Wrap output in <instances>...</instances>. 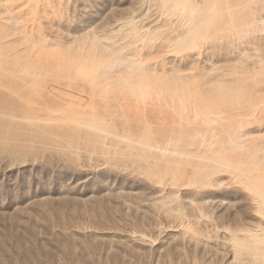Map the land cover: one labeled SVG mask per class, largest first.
<instances>
[{"label": "rangeland", "instance_id": "374dc122", "mask_svg": "<svg viewBox=\"0 0 264 264\" xmlns=\"http://www.w3.org/2000/svg\"><path fill=\"white\" fill-rule=\"evenodd\" d=\"M208 1H216V6H221L217 9L225 12L221 26L216 20L212 21L216 14L210 18L209 13H201L196 46H178L172 44L177 32L174 27L176 25L178 30L181 29L184 13L174 10L167 12L170 15L167 16L163 0H0V42L12 41L5 49H0V67L5 69L0 68V264L246 263L233 255L231 235L232 231L243 235L250 229L264 232L259 194L247 184L238 182L230 171H225L227 168L216 174L213 180L215 186L182 185L179 186L180 191L178 186L173 187L166 182L161 184L148 177L144 171L149 160H155L154 155L149 158L150 153L137 151L135 146L131 149L129 145V148L125 138L139 135L138 139L142 140L150 135H145L143 130L146 123L160 128L155 139L164 140L161 142L174 134L164 130L163 135L161 128L165 124L159 113L154 112L153 105L149 104L152 102L150 97L147 96L146 104L141 102L142 108L149 105L146 109L149 118L145 117V123L143 116H138V102L131 98L133 95L128 94V100L115 102L112 97L122 98L125 94L106 89L105 76L100 73L103 65L99 64L102 61L97 51L99 45L114 44L122 48L123 44L119 54H132L135 48L136 57L146 58L147 64L150 63L153 68L171 70L170 66H174L182 70L181 74L196 76L191 83L193 86L188 85V79H184L183 83L189 89L196 86L200 92L208 86L217 89L216 81L230 78L228 81L233 83L229 85L234 87L259 82L261 91L264 79L256 81L254 79L261 77L253 75V64L259 59L257 53L249 43L245 44L246 41L240 42V36L236 37L237 32L234 33L235 25L243 24V15L235 10L236 0ZM227 5L228 8H225ZM260 10L250 15L255 16L257 27H264L263 20L260 22V17L264 18V9ZM129 17L138 20V32L142 35L151 36L149 31H155L152 34L154 39L151 41L146 36L137 39L128 35L130 28L127 27L130 25L125 21ZM15 25L34 41L22 39V32L14 30ZM113 28L118 30V34L115 32L106 36L102 43L88 40L93 33L108 35ZM228 37L230 39H226ZM236 46L240 51L244 49L242 59L249 64L234 63L232 57L239 53L234 48ZM247 47L251 51L248 52ZM247 53L251 54L248 55L251 59L246 58ZM6 55L13 59H7ZM91 64L95 69L90 68ZM19 65H22L21 68L24 66L23 70ZM236 65L237 69H234ZM243 71L246 73L242 75ZM211 77H215V82L207 84L206 80ZM166 78L169 82L172 80V77ZM252 81L257 83H250ZM227 82L224 84L234 96V88H230ZM240 89H243L244 94L241 91L239 94L244 95V101L241 98L238 101L246 106L237 104L231 92L230 95L226 93L232 98L229 102L228 96L226 102L222 99L225 107H229H226L228 112L235 109L230 111V114H235L231 115V125H236L242 116L245 117L241 118L243 123L247 120L243 124L247 126L242 135L245 133V139L263 142L264 104L259 108L248 105L246 97L249 90ZM249 95L253 99H264V88L260 93L251 91ZM124 104L125 108L128 107L125 109L127 113L130 110L126 118H123V110L120 109ZM109 107H117L120 117L117 115L113 119ZM167 111L168 115H174L172 111ZM131 112L135 113L134 116ZM199 125L205 129L204 124ZM102 128L116 131V136H121V139L112 137L111 132V136L107 135L106 144ZM150 139L153 141L154 138ZM113 143L116 145L112 146ZM126 150L132 154L129 152V155ZM138 152L147 163L141 160ZM236 153L232 154L231 162L234 158H243ZM260 155L263 158V154ZM253 174L264 177L262 170L253 171ZM216 179H221L219 184ZM170 195L175 197L172 201H169L172 199ZM161 197H165L162 199L166 201H161ZM164 201L173 202V205L169 202L166 205ZM174 204L183 217L166 210L169 206L176 209ZM164 205L168 207L163 209ZM196 222L199 224L196 225ZM184 227H189V230ZM191 228L200 231L199 241L191 237Z\"/></svg>", "mask_w": 264, "mask_h": 264}, {"label": "bare ground", "instance_id": "6f19581e", "mask_svg": "<svg viewBox=\"0 0 264 264\" xmlns=\"http://www.w3.org/2000/svg\"><path fill=\"white\" fill-rule=\"evenodd\" d=\"M225 1L228 2V0H225ZM232 1H234V0H232ZM163 2H164V4H162V2H161V4L164 5L163 10L165 12L164 11L163 12L165 14H167V16L169 15L167 12L172 13V12H174V10H177V11L180 10L182 13H184L183 18H182V16H180L182 18L181 29L178 30V27H176V25L174 27V30L177 32H176V35L173 36L174 40L172 39V41H174V42L172 44L178 45V46H181V45L194 46L195 43L198 42L197 41L198 40L197 39V33L201 28V22H202V19L200 17L201 13H205V12L209 13L208 15L210 16V18L216 14L217 17L214 16L215 18L213 17L214 19H212V21L216 20V22H218L219 25L222 24V21L225 17L224 16L225 12H223L222 9L219 10L220 8L217 9L218 6L219 7H221V6L220 5L216 6L217 5L216 1L214 3H211V1L209 2L208 0H163ZM230 2H231V0H230ZM235 2H236L235 5L237 6L235 8L236 13L237 14L239 13L240 16L243 15V17H242L243 24L240 22V24H242V25H240V26H242L241 28H240L239 24L235 25L234 33L236 31L238 34V35L236 34V37L240 36L239 37V39L241 38L240 42L246 41L245 44L247 45L249 43L251 45V49L255 52V54L257 53V57L259 59L257 61H255V63L253 64L254 69H255L254 70L255 73H253V75L256 74L257 76L261 77V78H256V76H255L256 79H254V80L262 81V79H264V44H261V41H264V27L263 26L257 27L256 24L254 23L255 16H252L250 14L253 11L255 13L256 10L264 9V0H236ZM229 5H230V3H229ZM231 7L232 6H229V8H231ZM225 8H228V5ZM232 9L234 10V7ZM227 11L230 12L231 10L228 9ZM260 11H262V10H260ZM230 13H228V14H230ZM236 13H234V14L237 15ZM138 15H136V16H138ZM144 15H146V14H144ZM259 15H261V14H259ZM209 16H208V18H209ZM146 17H148V16H146ZM261 17H260V22L262 23L261 20H263V22H264V18L263 17L261 18ZM169 18H172V17H169ZM173 18H174V16H173ZM206 20H209V19H206ZM121 21H123V20H121ZM169 21H171V20H169ZM176 21H178V19ZM123 23H124V21H123ZM125 23L130 25V27H127V28H130V31L127 30L128 35H134V37L137 39L143 38L146 36V35L144 36V34L142 35L141 32L140 33L138 32L139 22L134 17H131L128 21L126 20ZM234 23H236V22H234ZM165 24H167V23H165ZM173 24H174V22H173ZM123 25L121 24V26H123ZM128 25H126V26H128ZM141 25H143V24H141ZM162 25H163V22H162ZM262 25H264V24L262 23ZM15 26L16 27L14 28V30L18 29L21 31V29L19 28L18 25H15ZM121 26L120 27L118 26V27L121 29ZM238 26H239V28H238ZM155 27H157V26H155ZM10 28L7 30H10ZM91 28L93 30V27H91ZM115 28H117V27H115ZM115 28H113V31L111 30L112 32H109V33L107 32L108 35L107 34L106 35L105 34L104 35H98L96 33H93V35H91L88 40H90L91 42H94V43H102L101 42L102 39L105 38L106 36H109V35L111 36L112 33H115V32H117V34H118V30H114ZM12 29L13 28H11V30ZM124 30H125V32H127L126 29H124ZM109 31H110V29H109ZM21 32H22V36H23L22 39L26 38L27 40H32L25 32H23V31H21ZM125 32H123V34ZM149 32L150 33H148V34H150L151 36H146L145 38L146 39L150 38L149 40H151L153 38L152 34H155V31H149ZM229 32H230V29H229ZM230 33L232 35V32H230ZM169 34H171V33H169ZM221 34H222V32H221ZM222 35H224V34H222ZM2 38H4V37H2ZM40 39L42 40V38H40ZM226 39H230V38L228 37ZM235 40H236V38H235ZM13 41L16 42L14 39H13ZM32 41H34V40H32ZM134 41H135V39H134ZM10 42H12V41L0 42V49L1 48L5 49ZM148 43H149V41H148ZM170 43H171V41H170ZM231 43H232V40H231ZM42 44H43V42H42ZM238 44L239 43H237V45ZM150 45H151V43H150ZM233 45L235 46V44H233ZM242 45H244V44L242 43ZM246 45H244V46H246ZM16 46H17V44H16ZM99 46H100V49H97L98 55L100 57H102V61L99 64L103 65V68H102L100 73H102L105 76L104 80H105L106 89H108V90L111 89L115 92L118 91L119 93L125 94L122 98L119 97L120 99L118 98V96H114V97H112L113 100L115 102H119L121 100H128L127 95L128 94L133 95L131 98L134 97V99L137 100V101L134 100V102H138L136 104V107L139 109L138 110V112H139L138 116L139 117L143 116L144 121L146 123L145 117L147 118L149 115L147 113L146 109H147V107H149V105H147V107L144 105L145 107L142 108L141 106H143V105H141V102L146 104L145 102H146L147 96L150 97L152 99L153 103L151 102L149 104H151V106L153 105L152 107L154 108L153 109L154 112L159 113L161 119L163 120V122L165 124L161 128L162 129L161 131H163L162 132L163 135L165 136L164 130L166 131V133L174 134V136H172V137H169V138L166 137L168 139L165 140V142H161L162 139L161 140H158L157 138L155 139V136H157L156 134L159 132L158 129H160V128H157L158 126L155 127V125L152 126L151 124L146 123L143 126L144 127L143 130L145 131V135H147V133L150 135H147V137H145L142 140L138 139L139 135L137 137L135 136V138L133 136L125 138V141L127 140V142H128L127 146L129 147V145H130L131 149H134L133 146H135L137 148V151L139 149V150L145 151L146 154L150 153L149 158H151L150 155H154L153 156V157H155L154 161L149 160L150 162H148L147 160H145L146 163L148 162L147 163L148 164L147 169H145V171H144V169L142 168L143 171L145 173H147L148 177H150L152 180L154 179L158 183L161 182V184H162V182H164V183L166 182V183H170L172 186L173 185L178 186V189L180 191L181 188H179V186H182V185H184V186L185 185L186 186H199V187L200 186L206 187L208 185H214L215 182L213 180L215 179L214 177L217 176L216 174L220 173L219 171H221L222 168L223 169L227 168V170H225V169L224 170L228 171V173L230 171V173L233 176H235L236 179H238V182L247 184L248 186L252 187L254 189V191H256L259 194L260 202H261V207H260L261 209L259 211V209L257 208V212L259 211L264 217V177H261L260 175H257V174H253V171L256 172L258 170H262L264 172V141L259 143V142H254L255 141L254 139L253 140H250V138H249V140L245 139V137H244L245 133L243 135H242V133L244 132V129H245L244 127L247 126V124L245 126L243 124H245L247 122V120H245V123H243L244 122L243 119L245 118L243 116L241 117V118H243L242 120H241V118L239 121L237 120L238 123H236V125L235 124L231 125L230 121L232 119V116H234L235 114H232L234 112H232L230 114V111H234L235 109L232 110L230 108L231 110H229V112H228L227 109L229 107L226 105V107H228V108H226L225 107L226 103H224L228 99V98H226V96L229 97L230 92H231V96H232V91L230 89L229 90L227 89L228 86L225 85L226 83L224 84V82H227L228 80H230V78H228V79L225 78L226 80L220 79L221 81L218 80L219 82L218 81L215 82V81H213L215 77L214 78L211 77V78H209V80L208 79L206 80V83L208 82L207 84H210V82L213 81L216 83L218 88L216 87L217 89H213V88H210L208 86V88L206 90H203V92H200V90L197 89V86L195 84L194 85L196 86L195 87L196 89L191 88V87L189 89L183 83L184 79H188L187 82H188V85H190L196 76H188L185 74H181L182 70H180L174 66H170V68L172 67L171 70H166L165 67H162L160 69L159 68L158 69L153 68V67L149 66L150 63L147 64L146 58L144 59V58L140 57L142 59H139L136 57L137 52H135V50H137V49H135V48H133V49L131 48L134 53L130 54V53H126L127 51H124L126 54L121 52L123 54L122 55V54H119L118 51H119V49L121 51V49L124 48L123 44H122V48H121V46H117L114 44H108V45L104 44L102 46L101 45H99ZM104 46H106V48ZM244 46H241V47H244ZM234 48H237V46ZM226 49L228 51V52L227 51L226 52L229 53L228 48H226ZM236 50H238V48ZM245 50H246V48H245ZM247 50H248V47H247ZM238 51H239V53H237ZM238 51H236L237 56L235 58L232 57V60L235 61L234 63L235 64H238V63L249 64L246 60L243 61V59H242V56L245 55L243 53V52H245L244 49L241 51L239 49ZM249 51H251V50L249 49L248 52ZM16 53H18V52H16ZM98 55H97V57H98ZM132 55H133V57H131ZM248 55H251V54L247 53V56ZM8 57L6 55L7 59H8ZM248 57H246V58L251 59L250 58L251 56H248ZM9 58L11 59L12 56ZM18 58H20V56ZM210 58H211V56H210ZM227 59H228V57H227ZM18 60H20V59H18ZM18 60L16 59V61H18ZM25 60H27V59H25ZM254 60L255 59H253V61ZM5 61H6V59H5ZM245 61H246V63H245ZM216 62H217V60H216ZM211 63L214 64V62H212V61H211ZM167 64H169V63L167 62ZM1 65H3V64H1ZM21 66H20V68H21ZM1 67H3V69H4V66H1ZM211 67H213V66H211ZM90 68L95 69L94 64H91ZM234 69H237V65H236V67L234 66ZM245 70H247V69H245ZM87 72H89V71H87ZM236 72L239 73L238 71H236ZM245 73L243 71L242 75ZM251 75H249V76H251ZM166 77H169V78L172 77V80L170 79V82H169ZM200 77H202V76H200ZM173 78H174V80H173ZM232 80H234V82H236L235 79L232 78ZM217 82H218V84H217ZM228 82H227L228 85L230 84V82L233 83L232 81H228ZM250 83L256 84L257 82L254 83L252 81ZM258 83L256 85L244 83V84L239 85V86L236 85L237 87L236 86L234 87L232 84V86L234 88L233 93H235V95L232 96V98H235L236 99L235 102L237 104L239 102V105H242V107L246 106V105H243L244 102L241 103L240 101H238L240 98H241L240 100L243 99L242 101H244V98H243L244 95L239 94L240 93L239 91H241V93H243V89L241 90L240 88L244 87L245 89L247 88L249 90V92H247L248 95L246 97V101H248L247 102L248 105H251L253 107L255 106L257 108L261 107L264 104V99L263 98H257V97H255L253 99V96L251 98V96L249 95V93H251V91L256 94V93H260L263 90L264 86L262 85L263 87H261L262 89L260 91V86L258 85ZM230 85H229V87L231 88L232 86H230ZM226 93H228L229 95ZM231 96L229 97L228 102L230 101ZM222 99L225 101L223 102ZM32 102H34V101H32ZM221 102L224 103L223 106H221L222 105ZM231 105H234V104L231 103ZM120 107H123V108H120ZM120 107L119 108L123 110L122 111L123 118L128 117V113L130 111V110H128V113H127L126 110L128 109V107L125 108V104L123 106L121 105ZM109 108L111 109V112H112L111 113L112 118L114 116L116 117L117 115L119 116L120 113L118 112L117 107H113V108L109 107ZM132 109H133V107H132ZM164 110H166V111H164ZM167 110L172 111V114H174V115H168L169 111H167ZM260 110H261V108H260ZM0 114L2 115V113H0ZM133 114H135V113H132V116H134ZM242 114H245L244 116H247L246 113H242ZM152 115H153V113H152ZM5 116H7V115H5ZM176 116H178L179 120H178V118H176ZM168 119H170L169 122H168ZM131 121L135 122V121H133V119ZM153 121L154 120H152V122ZM126 122H124V123H126ZM167 123H169V124H167ZM249 123H250V121H249ZM197 124L198 125L204 124L205 129L204 130L201 129L199 127L200 125L197 126ZM160 125H161V123H160ZM226 125H228V126H226ZM128 126H129V124H128ZM139 127L140 126H138V128ZM159 127H161V126H159ZM110 131H111V129H110ZM219 131H221V132H219ZM101 132H104V135L106 134L104 136V142L106 143L105 140L108 137L107 135H109V133H111L113 131L109 132L107 130V128L106 129L102 128ZM115 132L116 131H114L113 134H111L112 137H113V135L114 136L117 135ZM124 132L126 133V131H124ZM118 133L120 134V132H118ZM130 133L132 134L134 132H130ZM221 133H224L226 135V137H224L225 135L222 136ZM131 134H129V135H131ZM111 135H109V136H111ZM245 136H246V134H245ZM116 137L120 138L121 136H116ZM152 137L154 138L153 139L154 143H153V141H151L152 139H150ZM120 139H119V141H120ZM162 141H164V140H162ZM122 142H124V140H122ZM118 144H119V142H118ZM111 145L115 146L116 144L114 145V143H113ZM120 145L122 147H124L122 144H119V146ZM110 147L111 146H109V148ZM131 149H129V150L131 151ZM129 150H126V151L129 153L130 152ZM114 151H115V149H114ZM120 151H118V152L122 153L123 148H122V152H120ZM108 152H111V151L108 150ZM131 152H133V151H131ZM235 152L239 153V154L236 153V155L242 156L243 158H240L238 160H236L234 158V162H231V158H232L231 156ZM130 153H129V155H130ZM260 153L263 154L262 155L263 158L260 157L261 156ZM107 154H109V153H107ZM139 154L140 153L138 152V155ZM142 155H144V154H142ZM141 157L142 156H140V158ZM153 157H152V159H153ZM140 158H138V159L140 160ZM236 158H237V156H236ZM142 159H143V157L141 158V160ZM145 159H147V158H145ZM229 159H230V161H229ZM142 161H144V159ZM228 168L230 170H228ZM220 175H222V174H220ZM216 180H217L216 183H218L221 179H216ZM169 192H172V191H169ZM170 196L172 198L174 195L173 196L170 195ZM162 198H165V197H161V199H160L161 201L165 200ZM173 198H175V197H173ZM173 198L169 201H172ZM167 199H169V195H168ZM161 201H159V202L162 205L163 203H161ZM168 202H165L166 205L168 204ZM170 203L173 205V202H169V204ZM179 205H180V203H179ZM163 207H165V208H163ZM163 207H162L163 209H166L168 206L166 207L164 205ZM177 208H178V206H176V209L169 206L166 210L170 213H173L174 215H180L181 216L182 212H180L179 209H177ZM180 208H183V206L182 207L180 206ZM187 215L188 214H186V216ZM181 217H183V215ZM198 222H200V219ZM198 222H196V225ZM184 228H186V227H184ZM186 230L188 231L189 227H187ZM186 230L184 229V231H186ZM252 230H254V229H252ZM252 230L251 229L247 230L246 232H244L243 235L237 233V231L236 232L232 231V235H231L232 238L231 239L233 241V249H234L233 255L235 256V254H236V257L238 256L237 258H240L239 260H241V261L243 260V262L245 261L246 263L248 262L247 264H249V263L250 264H264V232L260 233L258 231L259 229L258 230L256 229L254 231H252ZM255 231H258V232H255ZM190 235L192 238H195L196 241L197 240L199 241L200 231L198 229L191 228L190 229ZM201 242H202V240H201ZM203 242H204V240H203Z\"/></svg>", "mask_w": 264, "mask_h": 264}]
</instances>
